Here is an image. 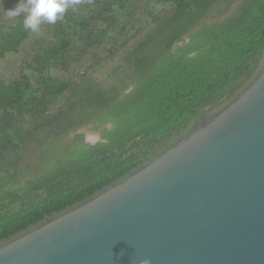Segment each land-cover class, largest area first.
Listing matches in <instances>:
<instances>
[{
	"label": "trees",
	"instance_id": "16d2710c",
	"mask_svg": "<svg viewBox=\"0 0 264 264\" xmlns=\"http://www.w3.org/2000/svg\"><path fill=\"white\" fill-rule=\"evenodd\" d=\"M18 2L0 0V62L33 33L26 14L4 15ZM40 30L48 41L19 79L0 80V242L118 181L240 90L264 58V0H79Z\"/></svg>",
	"mask_w": 264,
	"mask_h": 264
},
{
	"label": "water",
	"instance_id": "95a60500",
	"mask_svg": "<svg viewBox=\"0 0 264 264\" xmlns=\"http://www.w3.org/2000/svg\"><path fill=\"white\" fill-rule=\"evenodd\" d=\"M0 264H264V58L136 169L1 241Z\"/></svg>",
	"mask_w": 264,
	"mask_h": 264
},
{
	"label": "clouds",
	"instance_id": "9594fccd",
	"mask_svg": "<svg viewBox=\"0 0 264 264\" xmlns=\"http://www.w3.org/2000/svg\"><path fill=\"white\" fill-rule=\"evenodd\" d=\"M79 0H19L14 8L4 10L5 17L12 21L23 15V27L39 33L42 23L56 24L64 19L70 8H75Z\"/></svg>",
	"mask_w": 264,
	"mask_h": 264
},
{
	"label": "rangeland",
	"instance_id": "374dc122",
	"mask_svg": "<svg viewBox=\"0 0 264 264\" xmlns=\"http://www.w3.org/2000/svg\"><path fill=\"white\" fill-rule=\"evenodd\" d=\"M45 41H48V36L44 30H40L39 33L30 34L28 40L21 46L17 53L8 55L0 62V80L9 83L19 79L22 66L35 54V49L41 47L43 44L45 45ZM90 58L91 54L88 58L84 59L83 63H87ZM103 73L104 70H102L98 76H102ZM53 76L55 78H66L60 70L54 71Z\"/></svg>",
	"mask_w": 264,
	"mask_h": 264
},
{
	"label": "flooded vegetation",
	"instance_id": "af4514ba",
	"mask_svg": "<svg viewBox=\"0 0 264 264\" xmlns=\"http://www.w3.org/2000/svg\"><path fill=\"white\" fill-rule=\"evenodd\" d=\"M54 77V76H53ZM88 135H90V134H86L85 135V142H86V136H88ZM94 136H96V137H99L97 134H94ZM99 142V141H98ZM87 144H90V145H94V144H96V143H94V144H91L90 142H86Z\"/></svg>",
	"mask_w": 264,
	"mask_h": 264
}]
</instances>
